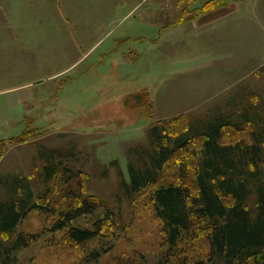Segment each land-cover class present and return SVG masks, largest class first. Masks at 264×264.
<instances>
[{"label":"rangeland","instance_id":"obj_1","mask_svg":"<svg viewBox=\"0 0 264 264\" xmlns=\"http://www.w3.org/2000/svg\"><path fill=\"white\" fill-rule=\"evenodd\" d=\"M1 2L0 264H210L199 261L207 247L200 234L169 249L154 185L128 193L124 184L130 166L150 165L157 122L177 132L264 115V0H127L94 28L86 22L81 37L77 15L65 19L57 0L41 14L30 0ZM243 136L226 131L224 142ZM202 158L200 145L176 151L159 183L191 184ZM85 197L98 210L72 226L103 229L78 245L52 227ZM246 207L255 216L254 193ZM9 208L22 215L4 230Z\"/></svg>","mask_w":264,"mask_h":264},{"label":"trees","instance_id":"obj_2","mask_svg":"<svg viewBox=\"0 0 264 264\" xmlns=\"http://www.w3.org/2000/svg\"><path fill=\"white\" fill-rule=\"evenodd\" d=\"M239 119L202 122L177 132L167 122H157L149 129L154 149L150 165L130 166V183L124 184L128 193H139L154 185L151 190L154 211L170 250H181L199 234L205 238L206 254L200 263L207 260L210 264H264V115L246 111ZM226 131L244 136L224 142ZM196 145H200L203 158L195 162L193 175L189 176L191 184L159 183L160 173L176 151ZM47 171L50 176L55 174L49 168ZM253 193L255 216L246 207ZM97 210L96 202L82 198L76 206L71 205L59 214L52 229L67 230L69 239L78 245L99 239L101 223L94 229L72 226L76 219L93 215ZM5 214L4 230L12 229L22 215L15 208H9ZM107 251H95L91 257L99 260Z\"/></svg>","mask_w":264,"mask_h":264},{"label":"crops","instance_id":"obj_3","mask_svg":"<svg viewBox=\"0 0 264 264\" xmlns=\"http://www.w3.org/2000/svg\"><path fill=\"white\" fill-rule=\"evenodd\" d=\"M77 1L78 3L82 4V10H75L73 12L69 11L66 8V5L63 4V0H57V3L55 5L58 13L63 16L65 19V15L69 16V14L72 15L71 18H73V15L76 14L77 15V22L73 23L74 26V30L77 32V36L81 37V35L79 34L81 29L85 28V23L89 22V26L94 28V25L97 23V21L99 22L100 19L97 18H103V16H106L108 13H114L116 11V8L119 9L122 7V10H124V5L125 2L127 0H67L68 3H73ZM30 3L33 5V8L35 11H41L42 9H47L48 10V0H47V4L45 6H43V2L42 0H30ZM3 2L0 3V6H3ZM136 9L132 7V9H130L129 14H131L134 10ZM52 13V12H51ZM70 17V16H69ZM50 20L53 21L54 23V27L59 30V23L60 20L57 19H53L52 17H50ZM49 29H52V26H48ZM52 27V28H50ZM88 30H91V28H88ZM59 45H63V41H60ZM36 46H41V44H38ZM44 46H48V48H51V44L47 43L46 45L44 44ZM49 53V51H48ZM39 55V54H38Z\"/></svg>","mask_w":264,"mask_h":264}]
</instances>
